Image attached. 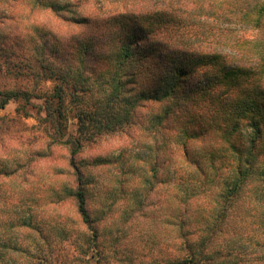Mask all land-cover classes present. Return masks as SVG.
Instances as JSON below:
<instances>
[{"label":"trees","instance_id":"1","mask_svg":"<svg viewBox=\"0 0 264 264\" xmlns=\"http://www.w3.org/2000/svg\"><path fill=\"white\" fill-rule=\"evenodd\" d=\"M39 4L63 19L64 6ZM209 20L216 23L206 33ZM104 25L107 37L78 41L76 67L48 61L42 56L44 45L16 56L0 46V73L15 81V86L0 90V109L16 102V113L24 118L30 116V104L43 113L37 118L40 139L45 148L66 149L75 185L64 194L86 227L73 251L51 244L49 226L37 221L32 207L17 212L25 200L1 193L7 180L19 176L22 164L0 163V264H92L91 258L95 264H111L89 210L88 165L77 156L86 144L134 127L137 109L146 104L158 112L143 128L147 152L137 161L146 164L149 181L165 173L184 187L177 218L182 232L188 201L196 196L192 187L217 198L209 232L199 242L183 232V251L171 264H217L219 257L225 264L233 253L234 264L240 262L246 245L236 244L235 251L228 246L223 252L215 244L216 234L236 214L250 233L247 242L255 241L263 251L258 263L264 264V0H159L148 9L110 16ZM205 33L209 39H199ZM91 51L102 65L99 71L86 70ZM45 82L51 84L48 91L41 88ZM33 100L41 103L34 105ZM70 120H75V134L66 132ZM9 122L0 118V144L17 142L9 135Z\"/></svg>","mask_w":264,"mask_h":264},{"label":"rangeland","instance_id":"2","mask_svg":"<svg viewBox=\"0 0 264 264\" xmlns=\"http://www.w3.org/2000/svg\"><path fill=\"white\" fill-rule=\"evenodd\" d=\"M39 1L64 6L60 12L63 19L40 8ZM158 3L159 0H0V46L5 45L16 56L22 52L32 53V47L42 50L44 45L42 56L48 61L63 68L68 64L76 67L78 41L90 36L107 37L109 31L104 22L108 17L148 9ZM71 19L87 20V23L72 24ZM207 23L204 31L210 33L208 28H213L212 24L216 22L209 20ZM217 24L225 27L223 22ZM206 33L199 39L206 40ZM93 53L91 51L86 58L87 71L102 69ZM13 86L12 76L0 73V90ZM50 87V82L41 85L44 91ZM40 103L38 100L32 102L34 105ZM19 105L10 102L5 109H0V118L10 121L9 135L19 143L0 144V163L6 166L15 162L22 164L18 168L19 176L7 180L1 193L11 200H25L23 207L18 205L17 212L32 207L37 221L49 226L51 244L62 245L66 252L73 251L86 235V227L77 216L73 201L64 194L75 185L67 151L57 146L45 148L37 129V118L43 117V113L31 109L30 104L26 107L30 116L24 118L21 113H16ZM157 112L156 107L146 104L137 109L134 127L86 144L77 156L79 161L88 165L87 174L91 181L89 210L94 226L100 230L101 245L111 264H171L183 251V232L189 239L199 242L198 238L206 229L209 232L214 218L217 198L213 194H201V187L196 185L192 187L196 196L194 194L195 197L188 201L189 216L182 232L177 218L183 208L184 187L165 173L156 182L146 179L150 175L146 173V164L137 158L145 157L147 150L144 147L147 145L144 143L148 141V135L143 128ZM75 131V120L68 121L66 132L75 134ZM109 161L111 164L104 165L103 162ZM120 179H123L121 187ZM32 199L35 203L37 201L35 206L29 204ZM235 217L233 223L230 222L227 228L224 225L220 229L222 232L216 234V249L224 252L230 246L235 251L237 246L246 245V250L238 256L241 261H235V264H260L258 259L263 251L255 247V241L247 242L250 233L244 231L245 225L238 214ZM234 256L233 253L225 264H234ZM223 260V257L217 258V264ZM89 262L95 264L96 259L91 258Z\"/></svg>","mask_w":264,"mask_h":264}]
</instances>
